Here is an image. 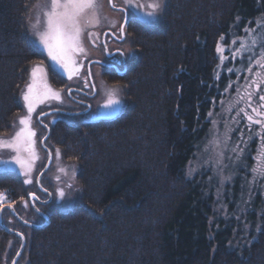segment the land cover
I'll use <instances>...</instances> for the list:
<instances>
[{"label":"trees","instance_id":"1","mask_svg":"<svg viewBox=\"0 0 264 264\" xmlns=\"http://www.w3.org/2000/svg\"><path fill=\"white\" fill-rule=\"evenodd\" d=\"M35 2L0 0V135L24 110L35 65L44 66L52 86L67 84L31 37ZM256 14L264 16V0H166L156 25L130 19L126 36L136 57L120 78L122 110L77 120L61 113L46 122V143L78 165L75 203L63 209L37 202L49 215L40 228L3 210L4 223L26 236L16 264H264V221L251 231L231 207L217 211L213 184L187 171L228 85L226 74L218 76L217 46L248 21L253 27ZM259 30L264 35V24ZM2 191L22 218L43 222L31 205L22 209L31 191L46 199L37 183L28 188L17 172L0 170ZM20 243L0 224V264L11 263Z\"/></svg>","mask_w":264,"mask_h":264},{"label":"rangeland","instance_id":"2","mask_svg":"<svg viewBox=\"0 0 264 264\" xmlns=\"http://www.w3.org/2000/svg\"><path fill=\"white\" fill-rule=\"evenodd\" d=\"M46 2L47 0H36L30 12L29 20L31 37H33L35 45L40 47L44 52L46 51L42 48L37 37L33 34L32 26L39 21L40 28H43L44 18L39 14V8ZM140 2L144 5L152 2L159 3L160 8L158 10V16L154 18L155 22L150 25H156L161 21L166 0H140ZM100 3L102 5L99 10L101 22L99 25L90 26L85 30L83 34V47L85 52L76 57L77 63L81 66L79 73L73 75L71 79H69L67 73L62 71L50 60L54 68L66 77L67 84L62 86V88H56L49 83L46 76L47 83L51 88L60 93V99L45 100L44 103L38 104L35 111L32 113V128L36 132L35 147L38 155V159L34 161L32 171L28 175H25L24 171L19 169V166L14 162L8 166L0 164V170L17 172L21 179H24L26 186L32 188L34 184L37 183L36 177L38 173L44 168L48 160L49 156L44 145L48 146L52 152L53 158L44 175V186L52 192L53 207L64 209L75 203L76 195L80 189L78 186V177L76 176L78 165H76L73 160L64 157L60 150L59 153H57V149L59 148L55 147L50 142L46 143L45 141L44 145L41 144L46 134H44L45 126L42 123L43 119H41V121L38 120L39 115L43 111L54 107L64 108L73 112L74 110L85 109L87 106L85 105L84 108V105H82L83 100L78 98L81 95L75 93L76 91L74 90L70 92L71 96L69 93L70 88H78L80 86V88L85 90L88 96H90L89 99L91 100L87 101L90 102L91 108L88 112H85V114H77L79 116H75L72 120L86 119L88 117L96 118V116L107 118L121 111L126 103V98H124V82H122L120 78L123 77L125 80L127 79L126 73L128 64L134 61L136 57L132 43L127 39V36L120 42L121 50H112V48L116 46V42L112 39L110 41L114 44L111 43L107 51L105 49L108 55H115V53L122 54V56L119 57L121 60L119 64L121 72L117 71L116 75L113 73L109 74L103 66L97 64L98 61H94L90 65L91 76L94 81L92 85L88 76L87 64L91 60L96 59L94 58L96 56H98V58L103 56L105 59L101 44V40L103 42L102 32L105 28L114 29L115 31L122 21L123 12L124 18L125 15H129V19L136 18L139 21L140 13H138L135 8L127 12L122 11L121 9L126 7L124 0H113V3L116 5L115 7L111 6L109 0H100ZM256 15L258 16L255 17L253 27H250V22L248 21L239 34L230 35L228 37V42L224 40L225 36H223V39L221 38L222 40L217 46V48L220 47L223 49V51L218 52L220 61L218 76L226 74L229 79L227 81L228 85L225 91H223L222 97L213 103V107L211 111H209V113H211V115H209V128L203 139L197 144L196 152L187 166V171L189 173L191 172V175L201 172L204 174L205 181L213 184V203L215 209L226 214L231 207V210L235 214L233 215L237 218L241 217L242 222L246 223L245 227L249 228L251 231L260 228L263 223L262 221H264V176H261L258 171H252L253 168L264 167V155H262V153H264V130L261 129V126L254 123L249 125L244 113L240 112V109L247 111L254 119L264 120V117H259L256 113L252 112L253 108H256L259 112H264L259 109L261 108V104L264 103L260 100V96H264V81L259 80L255 76L257 71L264 75V68L256 64L257 60L262 59L261 53L264 52V47L261 44L264 35L261 30H259V28L263 27L264 16L261 14ZM89 32L94 33V35H89ZM111 36H113V34H111ZM233 40L237 41L235 45L231 43ZM253 40H255L254 44ZM242 42L246 44V48H241ZM233 53H237L235 59H232ZM240 53H242V57ZM254 54H256V58L253 56ZM244 58L248 60V64L245 65L243 62L240 63L241 65L236 66V63H238L239 60L243 61ZM122 59L125 60L124 64H122ZM38 65L41 66L46 73L44 66L41 63ZM243 65L246 67H243ZM249 68L252 69L251 72L248 71ZM228 69H233L234 71L229 72ZM254 80L256 83H253ZM30 83L31 76L28 84ZM257 83L259 84L258 90L256 87ZM93 86L96 88L95 92ZM114 88L118 89L116 95L121 100V103L114 107L106 108L104 105L107 100L108 92ZM23 91L24 93L27 91V86ZM237 113L240 114L237 115ZM26 114L27 107L24 102V110L15 120L13 128L8 134L0 135V137L5 139L11 138L18 130L19 118ZM61 116V113L53 112V114H48L43 122L53 124V121ZM225 133H227V137ZM14 154L15 153L11 150L0 149V159L11 160ZM61 168L66 171L61 172ZM57 177H59V179H57ZM28 180H31V183H28ZM60 189L64 190L65 194L63 197L59 195ZM34 191L31 192L33 193ZM0 195L4 197V199L0 201L1 209L3 205L10 204L11 202L9 201L6 191H2ZM29 205H31V200L24 198L22 209H24L26 213L28 212Z\"/></svg>","mask_w":264,"mask_h":264},{"label":"snow or ice","instance_id":"3","mask_svg":"<svg viewBox=\"0 0 264 264\" xmlns=\"http://www.w3.org/2000/svg\"><path fill=\"white\" fill-rule=\"evenodd\" d=\"M112 3V0H109ZM126 7L122 8V11L135 8L140 13V22L144 25H150L155 22V17L158 16V10L160 8L159 3L152 2L144 5L140 0H124ZM116 5L112 3V7ZM102 5L100 0H47V2L40 6L39 14L44 18V25L41 29L39 21L32 26L33 34L37 37L39 44L46 51L47 57L56 64L62 71H65L71 79L73 75H76L80 71V65L77 63L76 57L79 54L85 52L83 47V34L90 26L99 25L101 22L99 10ZM123 31V29H121ZM89 35L94 33L89 32ZM223 39V38H222ZM233 45L237 41H231ZM255 40H253V44ZM241 48H246L245 43H241ZM218 52L223 51L220 47L217 48ZM237 53H233L232 59L236 58ZM242 57V53H240ZM261 60H257L256 64L259 67L264 68V52L261 53ZM229 72L234 71L228 69ZM252 71L251 68L248 69ZM255 76L264 81V75L257 71ZM253 83H256L254 80ZM257 90L259 84H256ZM118 89H111L108 92L107 100L105 102L106 108H111L121 103V100L116 95ZM48 99H60V93L51 88L47 83L46 73L39 65L33 67L31 72V83L27 85V91L23 94V101L27 107V114L19 118L18 130L11 138L0 137V149H8L14 152L11 160L0 159V164L8 166L13 162L19 166V169L24 171L25 175H28L32 169L33 164L38 155L35 147L36 132L32 128V113L35 111L38 104L44 103ZM250 99V94H249ZM260 100L264 102V96H260ZM261 108H264V103L261 104ZM240 112L244 113L245 118L249 122V125L256 124L261 126L264 130V120L254 119L252 115H249L244 109H240ZM253 113H256L259 117H264V112H258L256 108L252 109ZM240 113H237L239 115ZM211 115V113H209ZM227 137V133H225ZM59 153V149H57ZM264 155V153H262ZM61 172L66 170L61 168ZM253 172H259L261 176H264V167L253 168ZM191 175V172L189 173ZM59 179V177H57ZM31 183V180L27 181ZM47 191V189H45ZM64 190H59L60 197L64 196ZM34 195V193L32 194ZM4 199L3 195H0V201Z\"/></svg>","mask_w":264,"mask_h":264},{"label":"water","instance_id":"4","mask_svg":"<svg viewBox=\"0 0 264 264\" xmlns=\"http://www.w3.org/2000/svg\"><path fill=\"white\" fill-rule=\"evenodd\" d=\"M112 3H113V0H112ZM112 3H110L111 4V6H112ZM127 17H128V15H125V18H124V20H123V27L125 26V23L127 22L126 20H127ZM110 33H112L110 30H108ZM106 32L107 31H105L104 32V35H103V44L105 45V49L106 50H108V47H107V44H106V41H105V36H106ZM113 34V33H112ZM94 61H98L97 59H94V60H91L90 62H88V64H87V67H88V76H89V78H90V80H91V83H92V85L94 84V81H93V77L91 76V67H90V65H91V63L92 62H94ZM119 70V72H121V70L120 69H118ZM93 88H94V86H93ZM78 91V92H82V93H86L87 95H88V93L85 91V90H82V89H79V88H77V87H73V88H70V90H69V93L71 92V91ZM95 90H96V88H94V92H95ZM90 95V94H89ZM70 96H71V93H70ZM82 104H84V105H86L87 107L85 108V109H83V110H74V112L73 111H68V110H66V109H61V108H52V109H49V110H46V111H43L40 115H39V117H38V120L39 121H41V119H42V117H44V116H46V115H48V114H53V112L55 113V112H58V113H65V114H69V115H74V114H85V112H88L89 111V109L91 108V104H90V102L89 101H82ZM42 123H43V125L45 126V128H46V135L43 137V139H42V141H41V144L42 145H44V143H45V141H46V139L49 137V133H50V126L47 124V123H45V122H43L42 121ZM44 147H45V149L47 150V153H48V160H47V162L45 163V165H44V168L38 173V175H37V187L44 193V194H46L47 195V197H46V199H40L39 198V196L37 195V193L36 192H34V195H32L33 193H31V194H29V200H31V205H32V207H33V209H34V211H37L42 217H43V222H41V223H33V222H30V221H28V220H26V219H24V218H22L21 216H20V214L16 211V209H15V207L13 206V205H11V204H5V205H3L2 206V208L0 209V224L2 225V227H4L5 228V230L8 232V233H10V234H15V235H17V236H19L20 237V239H21V245H20V247H19V249L17 250V252L15 253V257L13 258V260L11 261V263L10 264H16L17 263V261L19 260V258L22 256L21 254L23 253V251H24V249H25V247H26V236L24 235V233H22L21 231H19V230H17V229H13V228H11L9 225H7L6 223H4V221H3V210L5 209V208H8L12 213H13V215H15L16 216V218L20 221V222H22L24 225L26 224V225H28V226H30V227H33V228H40V227H44V226H46L47 225V223H48V219H49V215L47 214V213H45V212H43L42 210H40L39 208H38V206H37V202H40V203H44V204H46V203H49V202H51L53 199H52V192L48 189V188H46V187H44L43 185H42V176L44 175V173L48 170V168H49V165H50V163H51V161H52V158H53V155H52V152H51V150H50V148L48 147V146H46V145H44ZM45 189H47V191H45Z\"/></svg>","mask_w":264,"mask_h":264},{"label":"flooded vegetation","instance_id":"5","mask_svg":"<svg viewBox=\"0 0 264 264\" xmlns=\"http://www.w3.org/2000/svg\"><path fill=\"white\" fill-rule=\"evenodd\" d=\"M129 13V12H128ZM124 20V12H123V18H122V21ZM121 21V23H120V25L118 26V28L117 29H115V31H114V29L112 30V29H109V28H105L104 30H103V35H104V32L105 31H107L106 33H107V35H106V38H105V41H106V44H107V46H108V48H109V45L112 43V44H114L112 41H110L111 39L114 41V42H116V46H115V48H112V50L114 49H117V50H121V41L125 38V36H126V31H127V28L129 27L128 25L130 24V19H129V15H128V18H127V22L125 23V26L123 27V22ZM121 29H123V31H121ZM108 30H111V32L113 33V36H111V34L110 33H108L109 31ZM103 35H102V38H103ZM111 37V38H110ZM108 39H109V41H108ZM109 43V44H108ZM101 44H102V47H103V50H102V53H103V55H105V59H104V57L102 56L101 58H98V56H96V57H94V58H96L97 60H98V62H97V64H99V65H101V66H103L104 67V69L107 71V72H109V74L111 73H113V74H115L116 75V73H117V71H119L118 69H120L119 68V64H120V62H121V60L119 59V57L120 56H122V54H120V53H115V55H108L107 54V50L105 51V45L102 43V40H101ZM110 50V49H109ZM124 59H122V64H124ZM104 70V71H105ZM106 72V73H107ZM82 89V88H81ZM75 93H79V94H81V95H84L85 93H82V92H78V91H76ZM86 96H88L87 94H85ZM88 97H90V96H88ZM79 98V97H78ZM80 99V98H79ZM80 100H83V99H80ZM86 101H87V99H85ZM85 100H83V101H85ZM82 105H84V104H82ZM84 108H85V105H84ZM259 109H261L262 111H264V108H259ZM258 112H259V110H257Z\"/></svg>","mask_w":264,"mask_h":264}]
</instances>
